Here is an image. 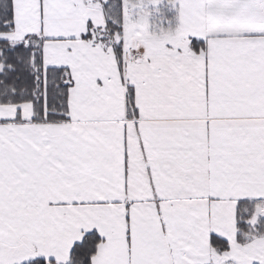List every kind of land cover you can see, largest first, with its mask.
<instances>
[{"label": "crops", "instance_id": "crops-1", "mask_svg": "<svg viewBox=\"0 0 264 264\" xmlns=\"http://www.w3.org/2000/svg\"><path fill=\"white\" fill-rule=\"evenodd\" d=\"M171 2L161 21L123 0L102 42L107 0H13L7 35L41 36L71 87L66 122L0 106V264H61L68 213L94 225L66 264L88 237L91 264H264V0Z\"/></svg>", "mask_w": 264, "mask_h": 264}, {"label": "trees", "instance_id": "trees-1", "mask_svg": "<svg viewBox=\"0 0 264 264\" xmlns=\"http://www.w3.org/2000/svg\"><path fill=\"white\" fill-rule=\"evenodd\" d=\"M107 15V33L104 37L98 35V41L114 40L123 32V0H107L104 4ZM15 31L13 0H0V34H12ZM91 40L90 31L83 37ZM44 39L41 36L27 37L20 42L0 41V106H17L31 104L38 122H66L68 117V93L71 87L70 76L64 69H45L43 65ZM205 47L203 43L196 45ZM119 59L123 56V43L114 45ZM135 100L129 95L128 110H134ZM92 237L83 244L77 245L72 253L69 264H91L93 253ZM213 245L224 241L212 237ZM227 249V245L225 247ZM31 264H45L36 261Z\"/></svg>", "mask_w": 264, "mask_h": 264}, {"label": "rangeland", "instance_id": "rangeland-1", "mask_svg": "<svg viewBox=\"0 0 264 264\" xmlns=\"http://www.w3.org/2000/svg\"><path fill=\"white\" fill-rule=\"evenodd\" d=\"M173 0H126V2L134 7L139 8L142 7L146 13H149L151 17L154 19H158L161 21L166 19V9L167 5L171 4ZM175 1V0H174ZM193 4L192 8L195 12L198 13L200 0H190ZM175 12V7H172ZM171 11V10H170ZM170 15L167 16L169 20L172 19V15L175 17L176 13L169 12ZM202 13V12H201ZM3 35V34H0ZM7 35V34H6ZM138 35L134 33V31H129L126 36V41L131 43L133 39H135ZM24 39H16L11 35L0 36V41H9V42H20ZM196 45H199V42H196ZM193 48V45H192ZM198 50L204 49V47H198ZM193 50H195L193 48ZM82 218L77 217L75 214H65V215H57L56 220L52 218V226L50 229V241L47 246V250L53 252L57 257H52L57 260V262L61 264H66L70 260V254L73 246L76 243H79L78 236L80 232L83 230L90 231L91 226L94 224L91 222V217L89 215H82ZM81 242V241H80ZM32 260L29 264L34 263L36 261L44 262L45 264H52L51 262H46L45 260H33L34 257H30ZM191 258V257H190ZM180 264V263H179Z\"/></svg>", "mask_w": 264, "mask_h": 264}]
</instances>
